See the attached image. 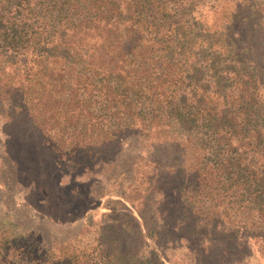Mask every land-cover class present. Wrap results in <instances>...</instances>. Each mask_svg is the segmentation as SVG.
<instances>
[{"label":"trees","instance_id":"obj_1","mask_svg":"<svg viewBox=\"0 0 264 264\" xmlns=\"http://www.w3.org/2000/svg\"><path fill=\"white\" fill-rule=\"evenodd\" d=\"M219 1L0 0V99L49 155L79 161L134 131L183 141L193 209L219 211L233 239L264 240V58L250 56L264 0H222L213 28L202 10ZM107 215L42 245L2 212L0 264H155Z\"/></svg>","mask_w":264,"mask_h":264},{"label":"rangeland","instance_id":"obj_2","mask_svg":"<svg viewBox=\"0 0 264 264\" xmlns=\"http://www.w3.org/2000/svg\"><path fill=\"white\" fill-rule=\"evenodd\" d=\"M230 6L220 0L203 7L207 24L214 28ZM250 43V56L259 63L264 24ZM260 63L264 71V61ZM15 117L8 101L0 99V213L33 231L42 245L72 242L101 224L107 213L110 222L115 219L112 224H121L122 243L153 257L155 264H264V240L233 239L236 228L219 211L200 212L190 205L187 189L194 180L182 179L188 172L182 168L191 164L183 141L144 138L134 131L76 161L74 153L49 155L24 142L20 127L25 126L19 127ZM174 169L180 170L179 180L170 182ZM148 180L157 188L146 193ZM128 214L134 226L128 224L133 222Z\"/></svg>","mask_w":264,"mask_h":264}]
</instances>
